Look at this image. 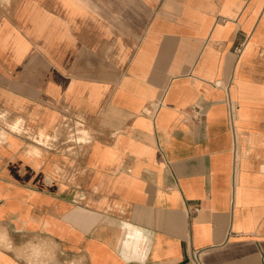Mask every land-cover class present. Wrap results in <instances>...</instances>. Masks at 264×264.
Returning <instances> with one entry per match:
<instances>
[{"label": "crops", "instance_id": "crops-1", "mask_svg": "<svg viewBox=\"0 0 264 264\" xmlns=\"http://www.w3.org/2000/svg\"><path fill=\"white\" fill-rule=\"evenodd\" d=\"M195 253L264 264V0H0V264Z\"/></svg>", "mask_w": 264, "mask_h": 264}, {"label": "built area", "instance_id": "built-area-1", "mask_svg": "<svg viewBox=\"0 0 264 264\" xmlns=\"http://www.w3.org/2000/svg\"><path fill=\"white\" fill-rule=\"evenodd\" d=\"M243 47V46H242ZM242 50V48H239L238 51L240 52ZM234 114H235V106L233 103H229V120L231 121V125H232V121H233V118H234ZM193 261H194V264H202L200 258H199V254L198 253H195L193 255Z\"/></svg>", "mask_w": 264, "mask_h": 264}, {"label": "rangeland", "instance_id": "rangeland-1", "mask_svg": "<svg viewBox=\"0 0 264 264\" xmlns=\"http://www.w3.org/2000/svg\"><path fill=\"white\" fill-rule=\"evenodd\" d=\"M2 239H3V237H2ZM2 239H1V244H3V243H4V240H2ZM32 249H33V248H32ZM33 252H34V251H33Z\"/></svg>", "mask_w": 264, "mask_h": 264}]
</instances>
